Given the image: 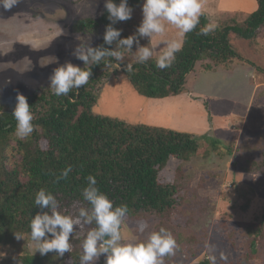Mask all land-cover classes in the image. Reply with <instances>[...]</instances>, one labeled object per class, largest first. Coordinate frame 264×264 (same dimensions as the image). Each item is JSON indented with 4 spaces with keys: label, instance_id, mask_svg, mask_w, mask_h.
<instances>
[{
    "label": "trees",
    "instance_id": "1",
    "mask_svg": "<svg viewBox=\"0 0 264 264\" xmlns=\"http://www.w3.org/2000/svg\"><path fill=\"white\" fill-rule=\"evenodd\" d=\"M115 2L119 4L120 0ZM143 3L144 0H128L133 10ZM107 17L105 9L99 19H80L75 23V30L94 32L102 26L105 33L110 23ZM209 24V16L204 12L197 27L183 38L182 49L176 53L170 68H157L156 58H151L143 64L134 62V71L127 73L125 66L128 61L123 59L120 62L106 57L112 67L107 68L103 61L81 67L85 70L91 68L89 82L80 89L71 90L67 96H55L50 86L26 95L33 113L35 130L24 140L15 135L16 120L12 113L16 103L5 104L0 101V250L17 243L15 232L29 235L33 217L41 211H48L41 210L34 203L35 195L41 189L55 195L60 210L66 215L75 217L79 208L90 207L82 197V190L88 186L86 177L89 175L96 178L97 187L113 201L114 207L127 205L129 211L122 224L128 220H157L153 232L161 227L169 230L178 243L177 250L180 253V244L185 238L199 242L194 233L184 237L182 231L183 226L192 228L198 224L201 216L207 212L206 206L185 210L182 206L190 202L189 196L197 202L198 192V189L192 191V178L186 172L185 165H177L173 180L162 181L161 175L172 157H196L202 148L203 135L166 126L129 123L96 113L93 108L98 95L93 82L97 78L110 76L112 70L118 71L117 65H121L139 94L157 99L180 95L185 80L198 62L205 71L230 68L236 60L248 63L231 40L232 32L247 40L253 52L264 59V46L258 41V32L264 26V0H257L256 10L245 18L239 20L233 15L220 19L209 35H201V29ZM114 27L122 30L121 38L132 35L126 29L125 21ZM93 48L117 50L124 54L129 51L119 48L117 42L107 45L103 37ZM250 64L263 71L256 63ZM219 146L218 141L212 144L215 150ZM225 146L228 154L234 155V144ZM259 148L248 141L237 149L247 153ZM69 166L72 171L68 177L57 182V177ZM241 170L264 175V151L261 159H251ZM242 206L246 209L249 205L247 203ZM95 227L93 222L92 225H85L83 230L77 228L70 238L72 250L63 257L54 252L42 256L36 252L33 243L31 245L35 253L31 255L25 252L18 255L17 259L20 264H79L83 240L87 232ZM246 232L251 241L244 264H250L251 259L257 257L258 260L260 256L256 244L264 239V213L261 219L246 225ZM144 240L139 239L137 243ZM179 257L176 252L166 256L164 264H186ZM105 259H100L98 264H105ZM198 264H212V260L206 257Z\"/></svg>",
    "mask_w": 264,
    "mask_h": 264
},
{
    "label": "rangeland",
    "instance_id": "2",
    "mask_svg": "<svg viewBox=\"0 0 264 264\" xmlns=\"http://www.w3.org/2000/svg\"><path fill=\"white\" fill-rule=\"evenodd\" d=\"M202 3L210 24L215 26L218 20L233 15L241 20L257 8V0H202ZM142 5L125 21L131 34L142 22ZM104 10L105 0H21L11 10L0 8V101L17 103L18 93L26 96L50 86L54 70L67 63L84 67V62L74 55L75 50L97 46L104 28L80 32L75 30V23L84 18L99 19ZM166 28L164 36H154L152 41L141 38L139 45L134 43L124 54V60L134 63L139 47L153 48L152 58H157L164 47L162 40L177 39V30L171 25ZM231 34V40L248 63L236 60L230 68L205 71L198 62L185 80L180 97L157 99L139 94L121 65L110 76L93 82L98 95L93 108L96 113L129 123L166 126L203 135L202 148L196 157H172L161 175L162 181L173 180L177 165L183 163L192 178V191L198 189L197 202L189 196L190 202L182 205L184 210L207 207L205 215L200 212L198 224L192 228L183 226L184 237L194 233L199 241L185 238L180 244L182 253L176 250L179 260L186 264H198L206 257H214L218 264H244L251 241L246 225L258 221L264 213V175L241 170L251 159H261L264 151V138L261 139L264 137V59L253 52L247 40L234 32ZM258 41L264 46V26L258 32ZM244 70L247 73H241ZM217 141L220 146L215 150L212 144ZM248 141L263 150L238 151ZM227 144H234V155L228 154V148L224 147ZM247 203L245 209L242 205ZM140 223L128 220L121 225L125 243L146 240L157 220L146 222L148 227L143 233L138 231ZM33 243L29 234L15 245L4 246L0 250L5 253L0 254V264H20L18 255L35 253ZM263 243L264 239L256 244L260 256L258 260L253 257L250 264H264ZM102 258L106 257L102 255L94 264Z\"/></svg>",
    "mask_w": 264,
    "mask_h": 264
},
{
    "label": "clouds",
    "instance_id": "3",
    "mask_svg": "<svg viewBox=\"0 0 264 264\" xmlns=\"http://www.w3.org/2000/svg\"><path fill=\"white\" fill-rule=\"evenodd\" d=\"M21 0H0V8L5 11L17 6ZM105 9L110 23L106 26L103 40L107 45L117 42L119 48L131 50L133 44L139 45L140 38L164 36L166 26H173L177 32V39L162 40L164 47L156 58V67L163 70L170 68L176 59V53L182 49L183 38L192 32L199 24V18L204 14L202 0H144L142 5L143 19L136 32L126 38H121L122 30L114 27L119 22L132 18L133 9L128 0H105ZM215 25L204 26L200 34L209 35L215 29ZM155 50L150 47H139L135 55L136 63H146L154 55ZM76 58L86 65L100 64L102 61L107 68L111 63L106 57L114 58L122 62L124 53L106 48L88 47L86 50L77 48L74 52ZM127 73L134 71L133 63L125 66ZM91 68L85 70L80 66L67 63L58 67L50 76V89L57 96H67L73 89H80L88 84ZM17 103L12 115L16 120L15 135L24 140L31 136L35 130L33 113L25 95L18 93ZM72 171L71 166L64 169L60 179H66ZM88 186L82 190V197L90 207L79 208L78 215H66L60 210V203L55 195L45 189L39 190L35 195L34 203L41 211L30 222V236L35 243L36 252L42 256L54 252L63 257L70 253L72 246L70 238L73 237L77 228L83 230L85 225L96 227L88 231L82 243V255L79 264H94L102 255L106 257L105 264H164L166 256L174 255L178 245L173 234L164 227L151 232L148 238L139 243H125L121 233V225L129 209L127 205L115 206L108 196L97 187L94 176L86 177ZM90 208V210H89ZM148 225L141 222L138 225L140 233L145 232ZM17 240L24 239L19 232L14 233ZM2 256L5 253L0 252ZM215 264V258H210Z\"/></svg>",
    "mask_w": 264,
    "mask_h": 264
},
{
    "label": "crops",
    "instance_id": "4",
    "mask_svg": "<svg viewBox=\"0 0 264 264\" xmlns=\"http://www.w3.org/2000/svg\"><path fill=\"white\" fill-rule=\"evenodd\" d=\"M241 73H247V72L244 70V71H241ZM255 87L257 88V84H256ZM182 93H183V92H182ZM182 93H181L180 95H178L177 97H180V96L182 95ZM188 93H190V92H188Z\"/></svg>",
    "mask_w": 264,
    "mask_h": 264
},
{
    "label": "water",
    "instance_id": "5",
    "mask_svg": "<svg viewBox=\"0 0 264 264\" xmlns=\"http://www.w3.org/2000/svg\"><path fill=\"white\" fill-rule=\"evenodd\" d=\"M119 66V65H118Z\"/></svg>",
    "mask_w": 264,
    "mask_h": 264
}]
</instances>
